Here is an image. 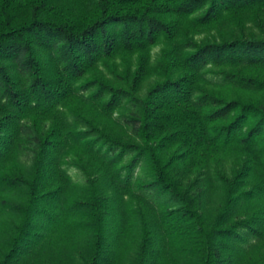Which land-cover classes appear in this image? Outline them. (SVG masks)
<instances>
[{"label":"trees","instance_id":"obj_1","mask_svg":"<svg viewBox=\"0 0 264 264\" xmlns=\"http://www.w3.org/2000/svg\"><path fill=\"white\" fill-rule=\"evenodd\" d=\"M257 4L264 0H0V264H234L229 244L256 232L228 223L242 172L216 218L182 180L238 153L262 165L264 39L199 44L185 36L191 52L182 56L167 18L198 14L192 21L201 27ZM163 37L178 49L165 53V73L179 67L183 75L167 77L137 100L139 115L123 117L134 140L93 122L94 137L70 127L65 109L94 85H79L85 74ZM221 66L243 67L224 80L241 93L203 84L206 68ZM111 94L109 108L129 96ZM98 140L107 148L94 150ZM69 152L86 178L81 194L62 167ZM143 161L148 179H135ZM165 194L180 205L157 210Z\"/></svg>","mask_w":264,"mask_h":264},{"label":"rangeland","instance_id":"obj_2","mask_svg":"<svg viewBox=\"0 0 264 264\" xmlns=\"http://www.w3.org/2000/svg\"><path fill=\"white\" fill-rule=\"evenodd\" d=\"M197 15L190 17L171 15L167 18L170 22H176L178 26L173 43L177 45L179 54L182 56L191 52L190 45L183 43L185 36H192L199 44L243 37L255 40L264 39V4L227 12L219 21L201 27H197L192 21V18ZM177 48H174L172 43L163 37L156 45L146 50L129 52L122 50L114 57L101 60L79 81V85L85 83L94 85L85 95L75 98L73 104L65 109V117L70 127L86 132V136L94 137L97 132L92 129L91 123L93 122L100 124L102 131L112 138L124 142L134 140L132 128L124 123L123 117L132 114L139 115L141 107L137 100L146 99L148 93L157 84L164 82L167 77L177 80L183 75L179 67H173L169 73L164 71L165 53H171L173 49L178 51ZM242 70H244L242 66L206 68L208 84H203L215 90L230 89L234 93H241L243 90L229 83L226 84L224 80L227 75ZM111 88L129 92V96L123 97L118 107L106 106L112 98ZM93 94L100 95L95 97ZM72 107L76 111H73ZM76 112L80 115H76ZM246 127L244 126V130ZM96 147L106 149L107 145L98 140L94 150ZM74 150L83 151L77 149V146ZM72 153L75 152L64 154L62 167L70 177L74 191L81 194L85 188L86 178ZM261 157L262 165L260 166L253 163L245 154H233L224 158L220 165L211 163L201 173L183 176L184 190L189 188L190 195L198 193L201 209L209 217L216 218L226 205L228 182L234 181L235 176L242 172L239 179L237 178V185L232 190L236 201L228 223L239 226L242 222H248L249 226L256 229V232L244 235L241 242L229 244L228 252L234 264H246L248 261L264 262V152ZM130 159V156H125L120 167L128 164ZM148 170L146 161L141 162L140 167L134 173V178L147 180ZM157 200V210L168 207L177 208L180 205L177 199L171 198L168 194L162 195ZM123 203L132 207L135 201L126 196Z\"/></svg>","mask_w":264,"mask_h":264}]
</instances>
